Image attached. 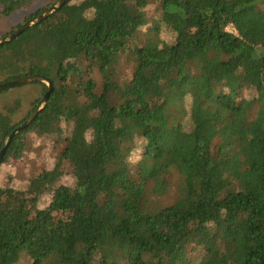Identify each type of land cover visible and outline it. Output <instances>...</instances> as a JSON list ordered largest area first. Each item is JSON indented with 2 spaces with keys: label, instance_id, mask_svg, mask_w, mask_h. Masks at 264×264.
<instances>
[{
  "label": "trees",
  "instance_id": "trees-1",
  "mask_svg": "<svg viewBox=\"0 0 264 264\" xmlns=\"http://www.w3.org/2000/svg\"><path fill=\"white\" fill-rule=\"evenodd\" d=\"M12 1L0 40L60 0ZM31 76L0 264H264V0H69L0 47ZM48 92H0V155Z\"/></svg>",
  "mask_w": 264,
  "mask_h": 264
},
{
  "label": "water",
  "instance_id": "water-1",
  "mask_svg": "<svg viewBox=\"0 0 264 264\" xmlns=\"http://www.w3.org/2000/svg\"><path fill=\"white\" fill-rule=\"evenodd\" d=\"M68 1L69 0H60L56 5H54L52 8H50L47 12L43 13L38 18L27 22L20 29H18L17 31L13 32L12 34H10L5 39L0 40V47L4 46L5 44L10 43L13 40H15L16 38H18L20 35L25 33L27 30H29L33 26H35V25L47 20L48 18H50L58 10L62 9L64 7V5ZM38 82L45 83L46 85H48L49 88H50V92H48L44 96V98L41 100L40 104L38 105V108L36 109L34 115H32V117L30 118V120L27 123H25L22 127H20L19 129L15 130L11 134V136L8 138L6 146H5L3 152L0 155V163L4 159L6 151L9 148V145L12 142L13 138L17 134H19L20 132L24 131L34 121L36 116L45 108L46 104L48 103V100H49V97H50V93L53 91L52 83L49 80H47V79H45V78H43L41 76H31V77L22 78V79H19V80H16V81H13V82H10V83H7V84L0 85V92H1V91H4V90H8V89H12V88H16V87H19V86L32 84V83H38Z\"/></svg>",
  "mask_w": 264,
  "mask_h": 264
},
{
  "label": "rangeland",
  "instance_id": "rangeland-1",
  "mask_svg": "<svg viewBox=\"0 0 264 264\" xmlns=\"http://www.w3.org/2000/svg\"><path fill=\"white\" fill-rule=\"evenodd\" d=\"M33 9L34 8H28L19 1L0 0V33H3L5 29L7 31L17 24L22 23L26 13ZM153 24L155 25L154 21ZM28 139V134H21V132L17 134L9 145L5 156V162H7L6 160L13 161L21 159L25 155V145ZM23 258L27 262L28 257L25 251L23 252Z\"/></svg>",
  "mask_w": 264,
  "mask_h": 264
}]
</instances>
